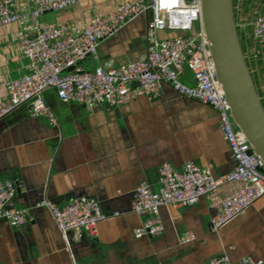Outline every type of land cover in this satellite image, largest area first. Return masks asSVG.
Returning a JSON list of instances; mask_svg holds the SVG:
<instances>
[{"label": "crops", "instance_id": "0c3cea01", "mask_svg": "<svg viewBox=\"0 0 264 264\" xmlns=\"http://www.w3.org/2000/svg\"><path fill=\"white\" fill-rule=\"evenodd\" d=\"M122 1L81 0L45 12L41 21L82 24ZM18 4L30 7L26 0ZM232 5L246 64L264 108V44L252 36L254 15H264V0H232ZM149 18V13L143 14L102 40L98 58L88 57L82 65L119 66L138 58L145 50ZM20 29L18 23L0 25V101L6 97V80L30 71L28 59L17 56L14 35ZM171 34L157 33L160 38ZM181 80L191 84V71L185 69ZM45 101L56 125L45 116H30L25 104L0 119V178L15 182L12 206L29 210V220L21 227L0 219V264H202L223 253L232 262L250 257L264 264V196L217 231L210 224L215 209L202 197L191 206L160 207V235H133L147 217L131 211L134 188L145 181L157 190L161 163L181 169L191 160L209 166L214 176L232 170L229 148L210 106L165 84L154 98L138 97L111 107L62 102L54 90L45 92ZM236 187L228 182L218 191L226 195ZM80 197L97 200L108 217L96 225L94 234L83 228L68 232L67 246L47 208L36 204L45 199L61 206ZM187 233L191 239L182 242Z\"/></svg>", "mask_w": 264, "mask_h": 264}, {"label": "built area", "instance_id": "2783aa9c", "mask_svg": "<svg viewBox=\"0 0 264 264\" xmlns=\"http://www.w3.org/2000/svg\"><path fill=\"white\" fill-rule=\"evenodd\" d=\"M26 1L30 5L28 9L21 7L18 0H0V25H21L14 35L17 56L28 59L30 67L28 73L6 80V97L0 101V119L25 104L30 116H45L49 123L56 125L55 115L45 101L48 90H54L62 102L91 108L101 104L111 107L138 97L154 98L161 84L168 85L181 96L210 106L216 112L222 137L233 160L232 170L214 176L209 166L202 167L191 160L186 161L181 169L169 162L161 163L157 190H152L145 181L134 188L131 211L138 215L147 214L140 226L133 230L134 237H154L162 233L159 217L162 206L186 207L206 198L215 209L210 224L212 230L217 231L264 196V163L250 152L243 133L231 121L201 27L200 0H125L106 14L89 17L82 24L41 21L45 12L60 11L81 0ZM148 13L150 19L142 55L119 66L108 62L87 69L82 65L88 57L92 60L98 58V45L102 40ZM159 31L172 34L160 38ZM252 36L264 44V15H254ZM255 52L260 53V50L255 49ZM185 69L192 73L191 85L180 79ZM228 182L236 183L237 187L220 195L219 186ZM15 191V182L0 178V219L21 227L29 218L27 209L11 206ZM37 204L49 210L65 241L68 232H77L81 228L94 234L96 225L108 217L101 211L98 201L89 197L77 198L64 206L53 205L45 199ZM191 236L184 234L180 240L188 241ZM202 264H262V260L242 257L232 262L223 253L207 258Z\"/></svg>", "mask_w": 264, "mask_h": 264}, {"label": "water", "instance_id": "95a60500", "mask_svg": "<svg viewBox=\"0 0 264 264\" xmlns=\"http://www.w3.org/2000/svg\"><path fill=\"white\" fill-rule=\"evenodd\" d=\"M200 18L231 118L264 163V108L243 54L232 0H200Z\"/></svg>", "mask_w": 264, "mask_h": 264}, {"label": "bare ground", "instance_id": "6f19581e", "mask_svg": "<svg viewBox=\"0 0 264 264\" xmlns=\"http://www.w3.org/2000/svg\"><path fill=\"white\" fill-rule=\"evenodd\" d=\"M150 19V18H149ZM206 39V38H205ZM213 62V61H212ZM213 69H214V72H215V66H214V64H213ZM190 71V70H189ZM216 74V73H215ZM180 79H181V77H180ZM182 81V80H181ZM192 81H193V79H192ZM183 82V81H182ZM184 83V82H183ZM186 84V83H185ZM191 84H193V82L191 83ZM191 84H187V85H191ZM219 84V83H218ZM219 86V90L223 93V95H224V92H223V89H222V87L220 86V84L218 85ZM224 103H225V105L226 106H228V104H227V102L225 101V96H224ZM229 108V107H228ZM229 114H230V111H229ZM230 118H231V114H230ZM231 121H232V123H233V125L239 130V132L241 131L236 125H235V123L233 122V120H232V118H231ZM242 132V131H241ZM243 133V132H242ZM222 135V134H221ZM243 136L245 137V135L243 134ZM223 138V137H222ZM246 138V137H245ZM247 140V139H246ZM225 141V140H224ZM226 142V141H225ZM248 142V141H247ZM249 143V142H248ZM227 144V143H226ZM250 145V144H249ZM228 146V145H227ZM230 151V150H229ZM250 152H252L251 151V146H250ZM231 154V153H230ZM255 154V153H254ZM232 158V157H231ZM262 160V159H261ZM158 172V171H157ZM213 174V173H212ZM153 190V189H152ZM75 200V199H74ZM47 201V200H46ZM73 201V200H72ZM49 202V201H48ZM49 203H51V204H53V205H57V204H55V203H52V202H49ZM67 204H69V203H67ZM67 204H64V205H67ZM63 205V206H64ZM11 206H12V204H11ZM57 206H60V205H57ZM12 207H14V208H16L15 206H12ZM36 207H42V206H38V204H36ZM25 209V208H24ZM48 210V209H47ZM102 211V210H101ZM28 214H29V210L27 209V211H26ZM48 212H49V210H48ZM103 212V211H102ZM104 213V212H103ZM50 214V213H49ZM105 214V213H104ZM115 215V214H114ZM51 216V215H50ZM28 218H29V216H28ZM4 220V219H3ZM29 220V219H28ZM6 221V220H5ZM23 226V225H22Z\"/></svg>", "mask_w": 264, "mask_h": 264}, {"label": "rangeland", "instance_id": "374dc122", "mask_svg": "<svg viewBox=\"0 0 264 264\" xmlns=\"http://www.w3.org/2000/svg\"><path fill=\"white\" fill-rule=\"evenodd\" d=\"M46 15H48V20H51V17H52L53 14L52 13H49V14H46ZM195 29H196V24L193 27V30H195ZM239 36H240V34H239ZM240 43H241V47H242V50H243L244 48H243L242 40L241 39H240Z\"/></svg>", "mask_w": 264, "mask_h": 264}]
</instances>
